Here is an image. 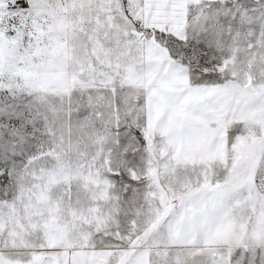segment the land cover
<instances>
[{
    "label": "snow or ice",
    "instance_id": "snow-or-ice-1",
    "mask_svg": "<svg viewBox=\"0 0 264 264\" xmlns=\"http://www.w3.org/2000/svg\"><path fill=\"white\" fill-rule=\"evenodd\" d=\"M0 264H264V0H0Z\"/></svg>",
    "mask_w": 264,
    "mask_h": 264
}]
</instances>
